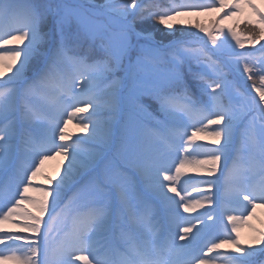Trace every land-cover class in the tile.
Segmentation results:
<instances>
[{"label":"snow or ice","instance_id":"6c2138e0","mask_svg":"<svg viewBox=\"0 0 264 264\" xmlns=\"http://www.w3.org/2000/svg\"><path fill=\"white\" fill-rule=\"evenodd\" d=\"M261 5L0 0V176H9L0 183V264H264L254 259L264 227L248 243L239 227L264 207V63L251 64L245 48L264 52ZM245 9L254 27L242 35L223 20ZM244 75L258 101L239 91ZM37 99L49 114L38 135L29 131ZM73 122L86 135L69 133ZM117 126L130 165L116 174L122 183L98 171ZM186 144L194 147L184 155ZM173 152L174 170L165 159ZM54 156L56 175L36 182ZM221 176L247 215H228L226 238H211ZM189 181L209 194L192 199ZM69 204L88 210L57 229ZM126 234L136 243L122 250Z\"/></svg>","mask_w":264,"mask_h":264},{"label":"rangeland","instance_id":"374dc122","mask_svg":"<svg viewBox=\"0 0 264 264\" xmlns=\"http://www.w3.org/2000/svg\"><path fill=\"white\" fill-rule=\"evenodd\" d=\"M169 1L171 0H166L167 3H169ZM176 1H180L181 3H183V1L185 2L186 0H176ZM21 2H24V0H21ZM32 3L34 4H41L46 2V0H31ZM83 2H86V0H83ZM95 2L97 4L103 3L104 0H95ZM117 2H121V0H117ZM187 2L190 3H197V4H211L212 0H187ZM262 7H264V5H261ZM249 11L247 9H245L244 13L241 16L238 17H233V19L228 20V19H224L223 23L226 26H231L234 27L238 32H240L242 35H246L248 34V31L254 27V25H246L244 23L246 17L249 15ZM215 15V14H212ZM194 17H181V19H193ZM200 20H202L203 22L207 23L208 22V16L207 15H202L200 17H198ZM152 23H155V21H153ZM157 27H159V25H157ZM226 30V29H225ZM234 45V42H231ZM261 43H264V41H262ZM245 48L249 50V52L251 53V59H250V63L253 65H256L257 67H259V65L261 63H264V52H262L260 50V45L259 43L251 46L248 45L245 42ZM235 51L239 52L241 51V49H239L238 47L235 48ZM112 79L111 76L108 77L107 80L103 81L102 86L107 85L109 83V81ZM248 80V76L244 75L241 78L240 84L241 87L239 88V91L242 92L245 96H249V97H255V99L258 101L259 97L256 94L254 88L251 85V82L249 81L246 85L244 84V81ZM257 82H259V76L256 77ZM34 107H35V111H36V121L34 123V125L29 127V131L32 132L33 134L38 135L45 127H46V121L49 118V114L47 112V109L44 107L43 102L40 101L39 99H37L34 102ZM70 111V109H69ZM67 118V117H65ZM193 119H199L198 116H194ZM73 123H77L78 122H73ZM145 126L148 127V123L145 120ZM58 131V130H57ZM189 132H191V129H188ZM239 129L237 130V134L239 135ZM186 140V137L184 138ZM59 142V141H57ZM194 147L193 145H185L184 149H182V153L184 155L187 154V152L192 151ZM186 150V151H185ZM197 152L202 151V149H196ZM113 155V157L120 161L121 163H123V167L128 168L130 165L128 164V151H127V146L122 143L120 136H119V126H117V138L114 140V142L112 143V146L107 154L106 157H104L103 159L99 160V167H98V171H100V168H104L105 169V173H107L109 178L115 179L116 181H118V178H115L114 176L111 175L112 171L115 168V164L110 163V161L108 160V158ZM193 155L195 156L196 153L194 152ZM233 155H235V152H233ZM54 159L51 160L52 158L48 159L47 163L45 165V167L41 168L40 173L37 174V177L35 178V181L38 183H44L47 184V181H43L41 179L44 178L46 169L49 168L51 170L54 171V166H55V162L59 161V157L58 156H54ZM166 162L168 166H171L174 170L175 167V163H178L179 160L176 158V154L175 152H173L170 155H166L165 156ZM119 162V163H120ZM120 163V164H121ZM126 165V166H125ZM56 172V171H55ZM109 173V174H108ZM56 174V173H55ZM39 178H41L39 180ZM9 179V176L7 174L0 176V183H3L4 180ZM123 181L120 180L118 183H122ZM193 184L190 186L191 181H189L185 187L187 188V194L189 196L192 197V199H200L202 196L208 195L209 193L206 191H203L204 189V185L196 183L195 181H192ZM193 187L197 188V189H201L200 192H194L193 191ZM234 188V185L232 184H227L225 182V178L223 176L220 177V193L221 196L218 200L220 207L219 209H221L220 211H217L213 208V215H214V219H215V224L213 229L209 232L208 236L211 238L214 237H219V238H226L225 235V226H227L226 231L230 232L231 231V225L229 224V222L227 221V216L228 215H234L239 217L240 215H247V211L244 210V205L239 203L234 196L232 195H226V193L230 192V190ZM28 195H33V196H37L39 195L38 191H33L30 190V192L28 193ZM72 193L69 192L68 196H71ZM68 196L65 197V200H68ZM17 199H19V196H17ZM242 199V196H241ZM258 205L264 202H257ZM25 207H30V205H28L27 203L24 204ZM69 206H71V204L68 205V207L64 208V209H68ZM205 207H209L208 205H205ZM88 209L84 208V207H77L75 205L74 209L69 211L68 215L65 214H60L57 218V221L54 222V225L57 229H64V228H68L71 227V223H72V218L74 215H76L77 213H84L86 212ZM216 213H215V212ZM197 212L202 213L204 212V209H197ZM197 213H184L185 216H195ZM61 220V221H58ZM63 221V222H62ZM194 223V221H193ZM186 225L181 224L180 227H184ZM5 227H9V225H5ZM240 227V236L243 242L248 243L253 235V228H261L264 227V207H260L258 206L255 209V213L254 215L249 218V221L247 224H242L239 225ZM132 238L131 234H126V235H122L119 237V246L121 247V249L123 250L124 248H127L129 246H131L132 244L136 243L133 240H130ZM207 239V238H206ZM206 239L205 240H201L199 242L198 245V250L199 248L203 247V244L206 243ZM182 243V242H181ZM225 249L228 248V246L226 247V245L224 246ZM201 256H203L205 253L204 252H200L199 253ZM208 255H213V254H208ZM254 259L256 261H259L261 259H264V254H257L256 257H254ZM79 264V262H78ZM217 264H223L222 259L217 261Z\"/></svg>","mask_w":264,"mask_h":264},{"label":"bare ground","instance_id":"6f19581e","mask_svg":"<svg viewBox=\"0 0 264 264\" xmlns=\"http://www.w3.org/2000/svg\"><path fill=\"white\" fill-rule=\"evenodd\" d=\"M89 111H91V109H89ZM77 125H78L77 123H69L68 128H67V131H68L69 133L76 134V135H86L85 133H82V132L80 131V128H79ZM53 159H54V158L52 157L51 160H53ZM60 161H61V157H59V161H58V162L54 161V162H55V166H54V168H53L54 171L51 170V169H49V168H47L45 174H47V175H51V176L56 175V174H55V173H56L55 171H57V167L60 165ZM45 162H47V160H46ZM46 164H47V163L41 165V168H42V167H45ZM40 179H41V178H39V180H40ZM41 180L46 181L44 178L41 179ZM226 247H227V245H226ZM228 247H229V246H228Z\"/></svg>","mask_w":264,"mask_h":264},{"label":"trees","instance_id":"16d2710c","mask_svg":"<svg viewBox=\"0 0 264 264\" xmlns=\"http://www.w3.org/2000/svg\"><path fill=\"white\" fill-rule=\"evenodd\" d=\"M175 3H179L178 1L173 0ZM172 1H169V4L173 3Z\"/></svg>","mask_w":264,"mask_h":264}]
</instances>
